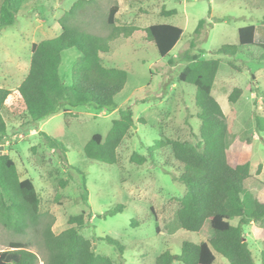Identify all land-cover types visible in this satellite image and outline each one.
Masks as SVG:
<instances>
[{"label": "rangeland", "instance_id": "1", "mask_svg": "<svg viewBox=\"0 0 264 264\" xmlns=\"http://www.w3.org/2000/svg\"><path fill=\"white\" fill-rule=\"evenodd\" d=\"M76 1L28 0L14 25L0 29V88L15 92L26 75L31 45L59 35L58 20ZM113 4L118 6L115 25L135 29L132 36H121L110 43L109 52L101 55L105 67L127 73L124 89L114 98L117 110L78 106L67 114L58 113L39 124H28L21 103L14 96L8 97L2 110L7 132L0 141V154L14 161L20 180H32L40 198L39 211L45 215L42 225L52 220L54 234L69 227L70 216L84 212L87 217L79 234L91 242L96 254L110 258L113 264H153L163 252L179 255L182 242L199 244L212 235L208 223L199 233L179 228L174 208L167 206L169 200L185 194V187L175 180L178 172L169 149L143 165L130 162L134 153L147 157L148 146L160 135L196 142L200 121L195 87L178 81L185 65L181 55L186 50L199 54L202 60L219 61L211 95L231 129L228 159L231 164H250L252 177L247 190L264 203V134H257L254 128V116L264 115V62L257 60L256 47L238 46L237 38L240 27L253 25L262 30L264 0H95L86 6L83 17L78 15L72 23L87 33L106 37L110 33L107 11ZM162 10L176 13L161 16ZM200 20L204 25L195 36ZM157 23L183 30L180 40L163 58L155 45L145 40L144 29ZM192 41L195 47L189 49ZM223 45H235L239 53L216 54ZM78 56L74 48L61 54L59 76L66 86L71 85V71ZM234 88H240L242 93L231 104L228 96ZM122 107H129L135 119L144 120V124H136L119 145L116 164L90 161L84 156V145L93 134L106 136ZM39 132L62 143L66 149L65 166L59 152L49 148ZM77 172L85 178L87 205L81 199V177ZM61 180H67L63 189L58 185ZM119 205L123 206L121 213L105 216ZM156 225L161 232H156ZM244 236L255 264H263L264 227L250 224ZM35 237L14 235L0 226V251L6 250L10 241L29 242V249L41 261L44 248L41 239ZM107 237L117 241L122 251L107 243ZM214 264L227 262L216 255Z\"/></svg>", "mask_w": 264, "mask_h": 264}, {"label": "trees", "instance_id": "2", "mask_svg": "<svg viewBox=\"0 0 264 264\" xmlns=\"http://www.w3.org/2000/svg\"><path fill=\"white\" fill-rule=\"evenodd\" d=\"M26 1L0 0V29L14 25ZM92 2L95 0L74 2L58 20L60 34L31 45L26 75L13 94L0 88V141L7 132L2 110L8 97L14 96L21 103L28 124H39L58 113L67 114L70 108L78 106L106 112L117 110L114 98L124 89L127 73L118 68L105 67L101 55L109 52L110 43L121 36H132L135 29L115 25L118 6L113 4L107 11L106 23L110 33L106 37L83 31L72 21L78 15L83 17L86 6ZM175 13V10H162L160 15L172 16ZM203 25L204 20H200L194 30L195 36L199 35ZM262 26V30H256L253 25L240 27L237 38L238 46L256 47L259 51L257 60L264 62V18ZM255 30L257 36L260 34L263 38L261 43L255 42ZM144 33L145 40L152 42L158 55L163 58L180 40L183 30L172 24L157 23L145 28ZM194 47L192 41L189 49ZM72 48L80 56L71 71V85L66 86L59 76L61 54ZM215 53L235 56L239 48L223 45ZM181 56L185 65L178 75V81L195 87L199 136L195 143H191L160 135L148 146L147 157L134 153L130 162L143 165L147 160L154 161L155 154L163 149H169L178 172L175 180L185 187V194L181 198H172L167 206L174 208L179 228L199 233L208 223L212 235L199 244L182 242L179 255L163 252L153 264H173L175 261L180 264H214L216 255L223 257L227 264H255L244 229L250 224L264 227V203L258 200L256 193L247 190L246 184L252 177L250 164H231L228 159L227 140L231 129L228 119L211 95L219 61L202 60L199 54H191L189 50ZM241 93L240 88H234L228 102L235 104ZM144 122L142 119L136 120L129 107H122L106 136L96 133L87 141L83 147L84 156L93 162L116 164L119 145L136 124ZM254 128L257 134H264V115L254 116ZM39 133L47 146L58 151L64 159L66 149L62 143L43 132ZM62 164L65 166V159ZM77 173L81 177L78 179L81 199L87 205L85 178ZM260 173L261 166H258L257 175ZM58 185L65 188L67 180H61ZM39 205L40 198L32 180H20L14 161L7 154H0V226L14 235H36L44 248V258L40 261L29 249V242L10 241L7 249L0 251V264H113L110 258L96 254L91 242L79 234L87 217L84 212L70 216L67 221L69 227L54 234L51 230L52 220L42 225L45 215L40 213ZM122 210L123 206H115L105 216H113ZM155 219H159L158 216L155 215ZM233 221L237 223L233 224ZM158 226L155 228L157 233L161 232ZM104 240L122 251L117 241L108 237ZM262 260L264 264V252Z\"/></svg>", "mask_w": 264, "mask_h": 264}, {"label": "crops", "instance_id": "3", "mask_svg": "<svg viewBox=\"0 0 264 264\" xmlns=\"http://www.w3.org/2000/svg\"><path fill=\"white\" fill-rule=\"evenodd\" d=\"M260 32V31H259ZM258 34H257V32H256V30H255V42H257V43H261L262 42V40H263V38L260 36V34H259V36H257Z\"/></svg>", "mask_w": 264, "mask_h": 264}]
</instances>
